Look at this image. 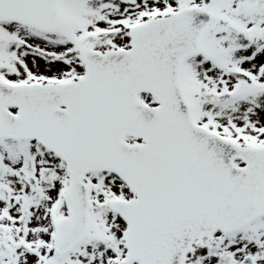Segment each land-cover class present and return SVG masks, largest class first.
Masks as SVG:
<instances>
[{"label": "snow or ice", "instance_id": "6c2138e0", "mask_svg": "<svg viewBox=\"0 0 264 264\" xmlns=\"http://www.w3.org/2000/svg\"><path fill=\"white\" fill-rule=\"evenodd\" d=\"M0 264H264V0H0Z\"/></svg>", "mask_w": 264, "mask_h": 264}]
</instances>
